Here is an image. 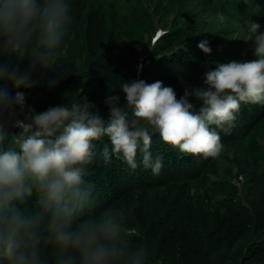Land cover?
Instances as JSON below:
<instances>
[{
	"label": "trees",
	"instance_id": "1",
	"mask_svg": "<svg viewBox=\"0 0 264 264\" xmlns=\"http://www.w3.org/2000/svg\"><path fill=\"white\" fill-rule=\"evenodd\" d=\"M68 3L70 21L54 58L59 66L32 67L26 59L19 71L32 67L33 86L0 81L9 96L24 92L26 105L37 112L86 98L106 116L107 95H119L124 102L119 91L123 80L161 81L183 97L186 89L203 86L202 77L214 67L211 61L257 58L253 44L244 42L245 20L259 23L264 31V0ZM223 13L228 18L214 19ZM204 40L211 55L198 48ZM189 101L201 106L194 97ZM210 127L224 145L215 159L185 155L155 134L150 151L153 158H163L159 174L142 165L132 170L116 157L108 164L97 158L85 166L86 185L92 188L85 216L109 207L119 211L128 242L147 246L148 264H264V105L242 103L230 134ZM20 134V129L9 128L3 150ZM107 142L104 137L94 143ZM47 251L55 264V249Z\"/></svg>",
	"mask_w": 264,
	"mask_h": 264
},
{
	"label": "clouds",
	"instance_id": "2",
	"mask_svg": "<svg viewBox=\"0 0 264 264\" xmlns=\"http://www.w3.org/2000/svg\"><path fill=\"white\" fill-rule=\"evenodd\" d=\"M69 21L68 0H0V81L31 87L32 67L59 66L54 58ZM242 26L257 58L211 61L203 86L180 98L161 81L123 80L124 102L107 95L101 116L86 98L37 112L24 92L9 96L0 87V264H50L49 246L55 264H148L147 246L128 242L119 211L85 216L92 200L85 166L116 157L132 170L142 165L159 174L163 158L150 151L155 134L185 155L220 157L224 145L210 126L230 134L242 103L264 105V31L250 18ZM198 48L212 54L207 40ZM26 59L32 67L22 74L19 64ZM9 128L21 134L4 151ZM104 137L108 142L98 147L94 142Z\"/></svg>",
	"mask_w": 264,
	"mask_h": 264
},
{
	"label": "rangeland",
	"instance_id": "3",
	"mask_svg": "<svg viewBox=\"0 0 264 264\" xmlns=\"http://www.w3.org/2000/svg\"><path fill=\"white\" fill-rule=\"evenodd\" d=\"M158 1L161 3V1H166V0H158ZM148 3H149V2H148ZM222 15L228 18V16H226L224 13H223ZM211 16H214V15H210V17H211ZM214 19L217 20V21L220 20V18H219L218 16H215ZM142 57H143V56H141V55L138 56V61H140ZM136 68H137V67H136ZM137 69L139 70V68H137ZM224 166H225V161L222 162V163L220 164L219 169H220V170L224 169Z\"/></svg>",
	"mask_w": 264,
	"mask_h": 264
}]
</instances>
